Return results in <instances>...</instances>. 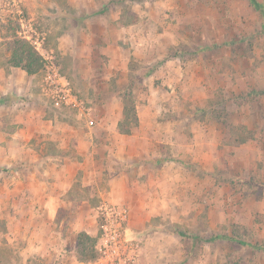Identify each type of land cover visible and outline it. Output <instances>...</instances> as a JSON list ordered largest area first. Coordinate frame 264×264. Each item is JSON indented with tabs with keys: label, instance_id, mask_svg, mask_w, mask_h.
I'll return each instance as SVG.
<instances>
[{
	"label": "rangeland",
	"instance_id": "rangeland-1",
	"mask_svg": "<svg viewBox=\"0 0 264 264\" xmlns=\"http://www.w3.org/2000/svg\"><path fill=\"white\" fill-rule=\"evenodd\" d=\"M15 35L42 43L85 110L47 96L45 64L31 86L68 138L0 157V264H94L77 237L100 235L105 204L147 219L126 227L139 264H264V0H0L4 64ZM90 136L97 159L66 169L86 166Z\"/></svg>",
	"mask_w": 264,
	"mask_h": 264
},
{
	"label": "crops",
	"instance_id": "crops-1",
	"mask_svg": "<svg viewBox=\"0 0 264 264\" xmlns=\"http://www.w3.org/2000/svg\"><path fill=\"white\" fill-rule=\"evenodd\" d=\"M99 27L104 32H106L108 36H113L112 35L113 33H111L112 31L111 30L108 31L107 27H102L101 25H99ZM125 63L126 62L122 63L123 68H125L124 65ZM35 78L36 75L30 76L24 70L9 65L8 61L6 64L0 61V125H1V121H4L3 120L4 119L3 117H5L4 114L6 115L7 113L8 115L14 116V119H12L13 125H11L12 128H14L13 132L7 134L6 132L0 131V157L2 156V154L5 153V155H7L9 159L14 160V159L22 158V154L24 153V151H26L25 158L33 159L35 157L34 154L37 153V151L33 147L34 144L31 145L29 148H25L27 145H29V143H33L34 142L33 140L37 141V145H39V143L41 142L44 143V145L42 146L43 148L41 150V152L44 153V149L47 142L51 143V141L53 140L55 141L58 138H60L59 140L66 142V139L62 137L68 138V136L66 135L58 134L59 127H63L62 123L58 121L55 122L49 119L46 120L44 118V116H46L45 113L46 107L40 101L39 98L40 95H38L39 91L35 92L32 87L34 85ZM20 96H25L26 101L24 102L23 98H21ZM28 97L29 100H27ZM21 102H23L22 107H19L20 109L15 111L14 106L18 105ZM21 127H22L21 131L16 130L17 128H21ZM112 131H116L117 134H119L118 130L116 129H112ZM121 136H123L121 137L122 140H126L127 138H132V136L129 135L121 134ZM3 138H5V140ZM88 138L90 139H88V141L85 142L86 148L84 149L80 148L76 150V154L79 155L78 157L84 159L86 166L78 165L77 157L71 158L69 156H66V158L63 157L62 159L73 161L71 163H65L66 165L64 166L66 169L69 166L74 169L77 168L78 170H86L89 169L90 167L87 166L88 163L90 162L92 163L95 159H97L96 154H99L98 145L101 142L98 143V141H96V138H94L93 136H90ZM115 138L119 139L118 137ZM73 141H77V138H75V140ZM4 142L7 143V146L4 144ZM106 142L107 140L105 141V143ZM64 148H66V146ZM40 157H44V156H40ZM53 157L54 156H49L48 159H51ZM73 170L69 172L68 170H64L65 174L64 173L63 174L67 175L66 184L62 186V189H64V193H67L70 190L72 182L76 176L75 175L76 172L74 171L75 172L74 174ZM110 196H111L110 199L115 201V199L112 197V194H110ZM138 217L139 216L137 215L136 212L135 213L132 212V215L127 224L128 232L138 231V229L141 228V226L146 225L147 219H145L146 221H144V224H141V221L138 219ZM81 231L83 232V230ZM47 233L48 234L46 238L50 240L52 233L50 231ZM87 233H89L91 236H94V233H91L90 231H88ZM57 236L60 242H64L62 241V235L60 234V232L57 233Z\"/></svg>",
	"mask_w": 264,
	"mask_h": 264
},
{
	"label": "built area",
	"instance_id": "built-area-1",
	"mask_svg": "<svg viewBox=\"0 0 264 264\" xmlns=\"http://www.w3.org/2000/svg\"><path fill=\"white\" fill-rule=\"evenodd\" d=\"M46 65L45 89L47 96L57 102L85 110L84 103L74 94L68 80L61 74L54 57L43 54L42 43H38ZM47 53V52H46ZM90 125H94L91 120ZM103 224L95 246L98 255L94 264H139V246L127 237L129 209L117 205L102 207Z\"/></svg>",
	"mask_w": 264,
	"mask_h": 264
},
{
	"label": "trees",
	"instance_id": "trees-1",
	"mask_svg": "<svg viewBox=\"0 0 264 264\" xmlns=\"http://www.w3.org/2000/svg\"><path fill=\"white\" fill-rule=\"evenodd\" d=\"M17 35H15L16 37ZM12 54L8 60L9 65L12 67L20 68L24 70L28 75L33 76L42 72L45 60L35 47L26 39L16 37L14 41L9 43ZM133 122V125L130 124ZM127 123L129 127L134 128L139 125V118L136 108H130L125 105L124 107V123ZM121 134H132V130H124L123 124L120 123ZM123 128V129H122ZM122 129V130H121ZM223 237H214L211 240H220ZM236 239L235 237L231 240ZM98 237H93L89 233L83 231L78 234L77 237V258L82 261H95L98 257L95 246L97 244ZM235 241V240H234ZM246 244V243H244ZM255 248H258L254 246Z\"/></svg>",
	"mask_w": 264,
	"mask_h": 264
}]
</instances>
